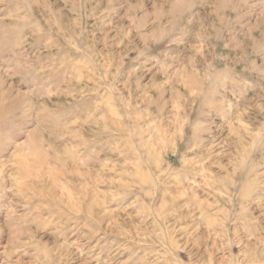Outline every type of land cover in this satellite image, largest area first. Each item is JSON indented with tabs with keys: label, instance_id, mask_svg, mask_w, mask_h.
Masks as SVG:
<instances>
[{
	"label": "rangeland",
	"instance_id": "1",
	"mask_svg": "<svg viewBox=\"0 0 264 264\" xmlns=\"http://www.w3.org/2000/svg\"><path fill=\"white\" fill-rule=\"evenodd\" d=\"M0 264H264V0H0Z\"/></svg>",
	"mask_w": 264,
	"mask_h": 264
}]
</instances>
